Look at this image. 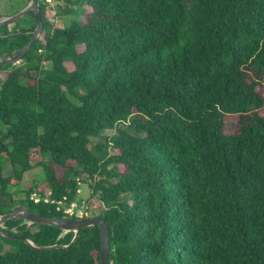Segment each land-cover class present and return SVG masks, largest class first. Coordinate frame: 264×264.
<instances>
[{"label":"trees","instance_id":"1","mask_svg":"<svg viewBox=\"0 0 264 264\" xmlns=\"http://www.w3.org/2000/svg\"><path fill=\"white\" fill-rule=\"evenodd\" d=\"M38 9L35 40L18 64H0V215L19 204L66 217L56 206L88 183L86 203L108 226L107 264H264V0ZM25 15L27 27L0 25V52L27 40L35 19ZM34 167L42 179L14 196ZM2 231L21 238L0 235V264H98L97 225L73 239L22 220Z\"/></svg>","mask_w":264,"mask_h":264},{"label":"water","instance_id":"2","mask_svg":"<svg viewBox=\"0 0 264 264\" xmlns=\"http://www.w3.org/2000/svg\"><path fill=\"white\" fill-rule=\"evenodd\" d=\"M27 12H31L35 19V26L32 30H30V35L27 40L22 44L17 51H8V52H0V64L14 63L20 59L22 54L28 49L31 43L35 40L39 32L41 31V20H40V12L38 9V0H28L27 3L16 10L7 15H0V25L6 24L7 22L17 19ZM9 33H0V35H8ZM7 219L12 220H22V222L29 225L30 223H45V224H53L59 229L63 231L71 230L74 234L72 239L76 236L75 232L80 230L83 227L90 225H97L99 230V258L98 264H107V254L109 251L108 246V226L104 222V220L97 215H87L81 217H57V216H43L34 214L28 211L22 205H14L11 209L0 215V226ZM0 235L6 236L11 239H19L21 237L9 233L7 231L0 232ZM26 241V239H24ZM53 247V246H52ZM43 248V247H42Z\"/></svg>","mask_w":264,"mask_h":264},{"label":"rangeland","instance_id":"3","mask_svg":"<svg viewBox=\"0 0 264 264\" xmlns=\"http://www.w3.org/2000/svg\"><path fill=\"white\" fill-rule=\"evenodd\" d=\"M28 0H0V15H7L12 12H15L16 9L23 4L25 5ZM53 8L56 6V4L59 3V0H51L49 2ZM46 15L48 16L49 21L57 26V27H64L68 24L69 16L63 15L61 13L57 15H51V12H46ZM32 23L31 18L29 15H23L17 19L11 20L7 22V29L8 30H17L20 27H27ZM81 47H79L80 49ZM19 60L14 62V64H18ZM41 70L44 68H47L49 64L47 62H41ZM234 130V120L231 116H227L225 118V125H224V132L226 134L231 133ZM102 134L109 135L111 134V130L104 129L101 131ZM3 175L9 174V168L5 167L2 171ZM81 178L84 177V175L80 176ZM42 179V173L39 167H34L30 169V171L24 176V180L22 181V184H20L19 189L15 190L13 189L14 196H22V193L20 192L21 188L24 185H32L35 182H38V180ZM90 188L88 187V183H80L78 185V190L76 193V197L73 200V202H76V207L80 209V211L83 213L84 216L87 215H97L99 209V203L94 202L93 204H87L86 199L88 196ZM4 249H8L9 245L4 244Z\"/></svg>","mask_w":264,"mask_h":264},{"label":"built area","instance_id":"4","mask_svg":"<svg viewBox=\"0 0 264 264\" xmlns=\"http://www.w3.org/2000/svg\"><path fill=\"white\" fill-rule=\"evenodd\" d=\"M45 1H51V0H45ZM48 193V192H47ZM29 199H31L33 202L38 201L40 198L37 190L34 188L32 192L29 194ZM43 201H47V197H42ZM61 209L62 213L67 215L66 217H81L84 216L83 213L80 211L79 208L76 207V202L71 201L69 204H63V202L58 203L56 206V209Z\"/></svg>","mask_w":264,"mask_h":264}]
</instances>
